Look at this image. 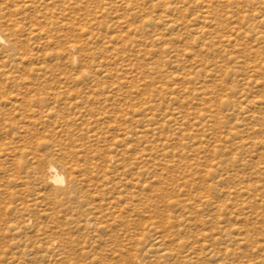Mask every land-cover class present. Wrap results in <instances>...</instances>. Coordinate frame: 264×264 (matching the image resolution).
Here are the masks:
<instances>
[{"label": "rangeland", "instance_id": "1", "mask_svg": "<svg viewBox=\"0 0 264 264\" xmlns=\"http://www.w3.org/2000/svg\"><path fill=\"white\" fill-rule=\"evenodd\" d=\"M0 36V264H264V0H0Z\"/></svg>", "mask_w": 264, "mask_h": 264}, {"label": "bare ground", "instance_id": "2", "mask_svg": "<svg viewBox=\"0 0 264 264\" xmlns=\"http://www.w3.org/2000/svg\"><path fill=\"white\" fill-rule=\"evenodd\" d=\"M0 39H1V36H0ZM16 46H14L15 48ZM49 167H48V173H49V181L55 185H63L65 183V177L64 175H62L57 167L53 164V163H50L48 164ZM75 186H72L73 189ZM68 189V188H67ZM65 194V193H64ZM66 195V194H65Z\"/></svg>", "mask_w": 264, "mask_h": 264}]
</instances>
